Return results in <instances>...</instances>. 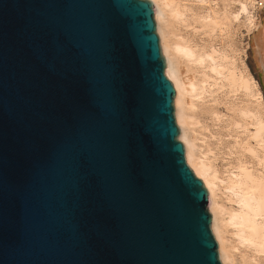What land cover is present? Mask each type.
Listing matches in <instances>:
<instances>
[{"label":"water","instance_id":"water-1","mask_svg":"<svg viewBox=\"0 0 264 264\" xmlns=\"http://www.w3.org/2000/svg\"><path fill=\"white\" fill-rule=\"evenodd\" d=\"M150 0H0V264H221Z\"/></svg>","mask_w":264,"mask_h":264},{"label":"rangeland","instance_id":"rangeland-1","mask_svg":"<svg viewBox=\"0 0 264 264\" xmlns=\"http://www.w3.org/2000/svg\"><path fill=\"white\" fill-rule=\"evenodd\" d=\"M150 1L156 4L154 0ZM172 1L176 4L173 11L180 16L172 17L173 12L166 11L162 22L168 34L172 35L171 40L183 42L195 50L199 49V53L201 52L203 56L207 53V56L214 55L212 56L214 62L211 63L208 59L205 62L209 66L205 63L199 65L197 62L188 63L184 60L180 64V70L183 79H192L196 85L203 78L202 75L209 77L208 84H204L208 89L201 90V94L185 98L189 104L186 106L191 107H189V115H192L187 132L189 138L195 140L197 151L205 155L206 162L212 169L210 172H212L219 211L218 225L224 231L226 245L237 264H264V255L253 257L251 251L245 250L237 242L233 228L228 225L227 215L237 209L238 205L235 202L236 197L231 196L230 191L225 187L231 171L237 172L240 168H246L255 175L264 174V145L256 142L254 138L256 127L253 125L252 115L242 114L246 108H249L253 114L264 113V90L259 85L258 69L253 64L254 55L251 52L254 49V46H251L252 36L260 25L256 22L264 16V2L260 4L261 0ZM241 4L247 6L244 11L246 13L240 10ZM154 23L156 24L155 20ZM157 38L159 39L158 36ZM210 65L226 68L224 70L226 74L235 71L234 73L241 75V78L244 76L249 78L255 88L257 87L260 98L251 95L247 97L241 88L234 90L221 76L214 81L212 77H217L210 71L212 68ZM175 124L177 125L176 121ZM177 127L179 128L178 125ZM186 165L188 166L187 163ZM207 210L210 213L208 204ZM209 228L211 229L210 224ZM210 231L213 236L212 229Z\"/></svg>","mask_w":264,"mask_h":264},{"label":"bare ground","instance_id":"bare-ground-1","mask_svg":"<svg viewBox=\"0 0 264 264\" xmlns=\"http://www.w3.org/2000/svg\"><path fill=\"white\" fill-rule=\"evenodd\" d=\"M154 1L156 2L155 5H157V7H155L154 13V20L156 21L155 28L156 33H158L157 36L159 37L158 42L160 41L159 47L161 46L160 50L165 60L163 72L172 83L171 85H173L172 87L174 90L173 114L174 119L179 126L178 130L180 129L177 139H179L184 147L185 162L192 169L191 171L194 173V175L202 181L207 191L208 206L211 213L210 225L214 236L213 238H215L217 242L218 258L222 264H237L226 245V241L223 236L224 231L218 225L219 211L215 199V186L212 181L213 177L211 176L212 172H210V165H208V162H206L207 160L204 157L205 155L203 156L201 152L197 151V148L194 144L195 140L193 141L192 138H189L187 132V126L189 125V121L192 120V115H189L191 107H187L189 104H187L185 98L186 96L193 97L194 95L199 94L201 90L208 89L204 84H208L209 77L205 74L202 75L203 78L196 85L195 81L192 79H183L184 76L182 78V73L180 70V64L184 60H186V62L188 61V63L189 61H193L197 62L199 65H202L207 61V59L211 61V63L214 62L212 57L214 55L207 56V53L206 56H203L200 54L201 52L199 53V49L195 50L190 48L183 42H173L170 38L172 35L168 34L166 27L162 22L164 21L163 14L167 13L166 11L169 13L173 12L172 17L176 16L175 18H177L178 14L173 11L176 4H173L172 0ZM263 2L264 0H261L260 4ZM246 9L247 6L245 4H241L240 10L244 12ZM178 12L179 11H177V13ZM179 13H181V11ZM258 22L260 24L259 29H257V32L252 36L251 46H254V49L251 52L254 55L253 64L258 69L257 76L259 85L264 90V16L261 17L256 23ZM213 66L210 71L214 73L215 77H217H212L214 81L219 79L218 77L221 76L224 81L227 82V84H229L234 90L241 88L247 97L251 95L258 99L259 93L256 90L257 87L255 88L249 78L245 76V78H241V75H236L234 73L235 71L233 70V72L230 71L231 73L229 72L226 74L227 72L224 73L226 68H217ZM214 84L216 85V82H214ZM242 114L245 116L250 114L252 115V121H254L253 125L256 127L254 138L256 142L263 143L264 145V113L262 115L261 113L253 114L249 108H246L243 110ZM225 187L230 191L229 193H231V196L234 195L236 197L235 202L238 205L237 209L228 213L227 215V223L233 228L238 239L237 242L242 245L245 250L247 249L251 251L253 253V257L264 255V174L255 175V173L253 174V172L250 173L249 170L247 171L246 168H240L237 170V172L231 171L229 173Z\"/></svg>","mask_w":264,"mask_h":264}]
</instances>
